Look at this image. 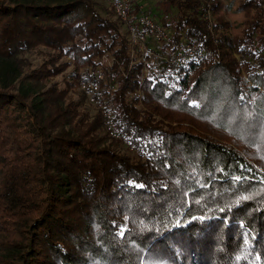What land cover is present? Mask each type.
Returning a JSON list of instances; mask_svg holds the SVG:
<instances>
[{
    "label": "trees",
    "instance_id": "obj_1",
    "mask_svg": "<svg viewBox=\"0 0 264 264\" xmlns=\"http://www.w3.org/2000/svg\"><path fill=\"white\" fill-rule=\"evenodd\" d=\"M158 2L0 0V264H264V0Z\"/></svg>",
    "mask_w": 264,
    "mask_h": 264
},
{
    "label": "rangeland",
    "instance_id": "obj_2",
    "mask_svg": "<svg viewBox=\"0 0 264 264\" xmlns=\"http://www.w3.org/2000/svg\"><path fill=\"white\" fill-rule=\"evenodd\" d=\"M96 1L99 2V4H101V7H103V8L105 7L106 10L107 9L110 10L111 12L114 13L115 16L120 18L119 21L121 23L122 31L126 32L127 35L129 37H131L132 41L134 40V36H133V34L131 32V27L130 26H132V27L135 26L136 27V35H137V37L140 36V38H142V39L145 38L144 40H140L137 43L138 44L137 46H139L140 51L143 52L145 50V48L147 47V44L145 43V40H148V39H151V41L152 40L156 41V42H154V41H152V42L155 44V47H157L158 49L160 48L161 43L169 42L164 37V34H159V31H158L157 27H154V25L152 26V25H150L148 23H142V22H140L141 18H138L139 15L140 16L141 15H146L150 19V18H153V17L156 18L157 16L155 17V15H157V14H162L161 9L159 7L160 3L158 2V0H138V4H139L138 12H136L134 10L135 2H133V3L131 2L132 3V7L130 8V14H129L127 19H123L122 18L123 16L119 14V12L116 10L115 6L113 5V3L110 0H96ZM103 8H102V12L106 13V10L103 9ZM208 16L210 18V12H209ZM154 20L157 22V24H160L163 29L165 28L163 26V24H161L160 20L159 21H157L156 19H154ZM164 30L166 32H168L169 34H171L169 29L165 28ZM26 57L30 58V59H33L35 63L39 62L38 59H36L32 54L28 53V54H26ZM104 59L105 60H103V61L105 63L108 62L110 64V62L112 61V59H110L107 56H105ZM68 60H70V58H68ZM97 72H99V71H97ZM146 72L147 71L145 70V73ZM61 79H62V75H59V76L56 77L57 81H60ZM95 103H97V102H95ZM106 117H107V127H108L109 130H111L113 125H112L111 117L108 114V112H106ZM114 136H116V135H114ZM116 137H118V136H116ZM128 146L129 145L126 142V140L122 139L120 141V143H119L118 149H120L122 151H125V152H128V153H132L131 148H129Z\"/></svg>",
    "mask_w": 264,
    "mask_h": 264
},
{
    "label": "built area",
    "instance_id": "obj_3",
    "mask_svg": "<svg viewBox=\"0 0 264 264\" xmlns=\"http://www.w3.org/2000/svg\"><path fill=\"white\" fill-rule=\"evenodd\" d=\"M110 1L113 3V5L115 6V8L119 12V14L123 16L122 18L127 19L129 14H130V8L132 7L131 0H110ZM138 18H141L140 22H142V23H148L152 26L154 25V27H157L159 34H164V37L167 39V41L171 40V35L168 32H166L160 24H157V22L153 18H150L151 19L150 20L148 18V16H146V15H141V16L139 15ZM130 27H131V32L134 36L133 44L137 46L138 41L144 40L145 38L142 39V38H140V36L137 37L136 27L135 26H133V27L130 26ZM195 46L196 45H188L189 48H195Z\"/></svg>",
    "mask_w": 264,
    "mask_h": 264
}]
</instances>
